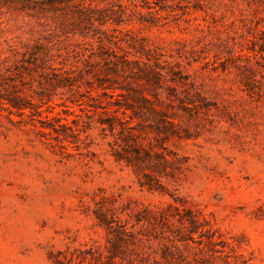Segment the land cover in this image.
Wrapping results in <instances>:
<instances>
[{
  "label": "rangeland",
  "instance_id": "obj_1",
  "mask_svg": "<svg viewBox=\"0 0 264 264\" xmlns=\"http://www.w3.org/2000/svg\"><path fill=\"white\" fill-rule=\"evenodd\" d=\"M0 264H264V0H0Z\"/></svg>",
  "mask_w": 264,
  "mask_h": 264
}]
</instances>
